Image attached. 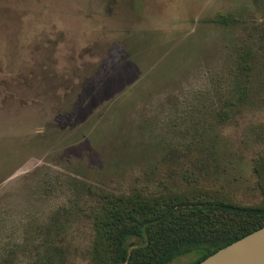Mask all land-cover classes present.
Returning <instances> with one entry per match:
<instances>
[{
    "label": "rangeland",
    "instance_id": "rangeland-1",
    "mask_svg": "<svg viewBox=\"0 0 264 264\" xmlns=\"http://www.w3.org/2000/svg\"><path fill=\"white\" fill-rule=\"evenodd\" d=\"M199 188L264 203V0H0V264H87L98 189Z\"/></svg>",
    "mask_w": 264,
    "mask_h": 264
},
{
    "label": "trees",
    "instance_id": "trees-1",
    "mask_svg": "<svg viewBox=\"0 0 264 264\" xmlns=\"http://www.w3.org/2000/svg\"><path fill=\"white\" fill-rule=\"evenodd\" d=\"M213 21L232 24L237 19L222 14ZM246 60L242 55L241 73L248 80L250 65ZM245 82H236L240 99L246 96ZM233 105L235 102L226 100L219 112L226 114ZM94 189L87 186L90 192ZM98 191L87 264H169L191 253L196 258L188 264H198L264 226V203L238 205L201 188L187 196L165 191L144 194L133 190L119 195Z\"/></svg>",
    "mask_w": 264,
    "mask_h": 264
},
{
    "label": "water",
    "instance_id": "water-1",
    "mask_svg": "<svg viewBox=\"0 0 264 264\" xmlns=\"http://www.w3.org/2000/svg\"><path fill=\"white\" fill-rule=\"evenodd\" d=\"M198 264H264V226L217 250Z\"/></svg>",
    "mask_w": 264,
    "mask_h": 264
}]
</instances>
